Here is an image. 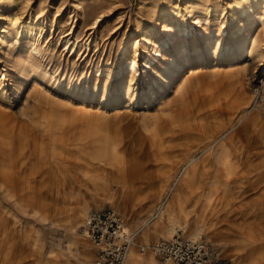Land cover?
Returning <instances> with one entry per match:
<instances>
[{
  "label": "bare ground",
  "instance_id": "1",
  "mask_svg": "<svg viewBox=\"0 0 264 264\" xmlns=\"http://www.w3.org/2000/svg\"><path fill=\"white\" fill-rule=\"evenodd\" d=\"M194 5L193 1L189 3V17L194 16L199 21L200 15L194 13ZM242 12V18L231 22L225 41L222 36L202 33L203 48L197 38L190 45L183 34L180 40L174 36L155 44V53L163 55V58L159 61V67L152 68L154 78H150L151 89L149 96H145L147 108L141 118L130 115L131 109L119 108L122 95L128 96L132 89L122 79L111 92L112 110L110 107L88 108L84 105L85 99L81 105L70 101L65 106L59 105L52 100L53 95L44 93L36 84L25 94L19 110L6 101H0V196L3 199L12 198L15 207L12 212L0 210V241L4 242L3 246L0 244V255L12 253L20 236L37 239L40 235L38 223L43 216L37 208V195L42 183L36 180V175L42 171L41 174L48 177L49 184L54 181L56 191L70 188L74 190L71 192L73 197L78 198L77 192L85 190L93 199L91 203L77 201L78 206L72 209L73 214L65 221L63 228L68 247L48 264H89L96 246L78 232L81 237L76 228L86 222L90 209L99 208L105 203L116 208L118 205L114 201L118 194L140 190L139 187L147 183L151 173L157 170L158 163H164L168 154L165 150L181 143L184 146L183 155L181 158L176 156L178 159L172 162L174 164L169 163L170 174L157 184V188L160 193L168 194V200L173 195L188 191L194 195V203L191 208H185L178 198V208H172L170 200L157 208L156 223L163 217L167 221L162 235L171 239L180 235L175 234L177 229H186L187 236L181 237L199 240L202 234L213 230L212 220L206 217L214 214V207L228 195V181L252 178L251 183L245 184L248 185L247 190H258V223L256 231L247 228L243 235L251 243L256 242L250 245L251 250L256 247L258 264H264V114L261 112L264 102L259 103L256 95L247 91L237 70H207L204 66L210 54L237 62L253 51L257 55L262 51L264 45L253 31V24L257 21L264 27V0H252ZM16 20L17 17L11 18L13 24H16ZM30 30L29 25L24 27V32ZM3 31L7 34L10 30L4 27ZM41 34L39 31L38 38ZM65 40L66 44L71 41L69 38ZM71 42L70 50L76 52V41ZM36 51L39 53V50ZM191 63L195 67L184 73ZM182 73L181 79L176 81ZM23 84L15 85V93ZM103 90L109 91V85ZM151 98L159 102L154 110H148ZM109 110L114 112L112 115L128 117L130 125L123 128L117 126L114 116L107 115L110 114ZM68 139L79 148H84L89 157L84 167H74L75 175H71L64 156L52 161L44 150L47 143H66ZM184 143L188 146L185 147ZM139 151L144 152L143 155L139 156ZM149 161L155 163L148 164ZM91 168L96 173L101 172L95 175ZM11 177L13 180L20 178V181H15L13 187L8 188ZM20 192L24 198L20 197ZM199 202H202V208L197 210L195 206ZM4 214L10 215L9 222ZM147 217L150 218L149 215L140 218L141 230L132 234L133 239L134 236L141 241L148 239V231L144 228L149 222ZM53 244L49 242L48 249L55 254ZM135 244L133 240L123 264H143L136 253ZM148 249L151 251L150 246ZM145 252L139 250L141 255ZM152 253H148L146 260L150 257L155 264ZM238 263L241 261L238 260ZM162 264L174 263L166 261Z\"/></svg>",
  "mask_w": 264,
  "mask_h": 264
},
{
  "label": "rangeland",
  "instance_id": "2",
  "mask_svg": "<svg viewBox=\"0 0 264 264\" xmlns=\"http://www.w3.org/2000/svg\"><path fill=\"white\" fill-rule=\"evenodd\" d=\"M191 1L195 3L194 13L200 15L199 21H196L194 16L189 17ZM251 1L0 0V81H2L0 101H6L15 110H19L25 94L33 84H36L44 93L53 95L52 100L59 105L65 106L69 101L81 105V101L85 99L84 105L88 108L94 110L110 107L112 110L111 92L118 87L122 79L127 81L132 89L128 96L122 95L119 108L131 109L130 115L141 118L147 108L145 96H149L148 92L151 89L150 78H154L152 68L159 67V61H162L163 58V55L155 53L154 48L170 37L176 36L180 40L181 34L188 39L190 45L194 38H197L202 48L204 47V41L201 39L202 33L222 36L225 41L230 33L231 22L233 19L243 17L242 10ZM12 17H17L16 24L11 22ZM26 25H29L31 30L24 32ZM4 27L9 28V33L6 34L3 31ZM39 31L42 34L38 38ZM253 31L264 45V27L260 22H254ZM67 38L76 41V52L70 50L73 45L71 41L66 44L65 39ZM36 50H39V53ZM204 66L207 70H237L247 91L256 95L259 103L264 102V98H261L264 96L262 92L264 47L258 55L253 51L238 59L237 62H231L215 53L210 54L207 64ZM191 67H195V64L191 63L186 66L187 69H184V73L187 74ZM184 73L179 75L176 81H179ZM21 82L24 84L15 93L17 89L15 85ZM107 84L109 91L104 92L103 88ZM85 93H87L86 97ZM149 103L151 104H149L148 110H154L159 104L153 98ZM261 112L264 114V106ZM109 113L107 115H112L114 112L110 111ZM102 115L100 110V116ZM112 116L120 128L130 125L128 117ZM182 145L176 143L167 148L169 150H165L168 154L164 163H158L157 170L151 173L147 183H143L139 187L140 190L124 195L118 194L114 201L118 206L115 208L109 205L122 214L125 230L130 226L128 231L131 234L140 232L142 216H150V218H146L149 222L145 225L146 227L144 226L148 231V239L141 241L135 236L133 239L136 242V253L140 256L143 264H146L148 253H152L148 247L153 242L166 239L162 235L167 227L166 218H161L157 223L156 221L158 209L165 205L168 194L160 193L157 184H160L161 180L170 174L169 163L176 161L178 159L176 156L181 158L183 155L184 146ZM184 145L188 146L185 143ZM44 150L49 160L58 161L64 158L65 162L69 163L71 175H75V166L84 167L89 161L86 150L74 145L71 139H68L66 143L61 141L47 143ZM59 151L61 153H58ZM143 153L139 151L138 155H143ZM150 162L151 164L155 163L153 161L147 163L150 164ZM91 172L97 175L101 171L96 173V170L92 169ZM41 173L42 171H39L36 175V180L42 183V188L37 195L39 197L37 208L43 216L38 223L40 237L32 239L20 236L16 242V249L12 253L0 255V264H48V261H54L55 255H60L62 250L68 247V243L64 240L63 228L65 221L73 214L72 209L78 206V202L91 203L93 200L90 193L85 190L77 192L78 198L73 197L74 194L71 193L73 189L70 188L56 191L54 181L49 184L48 177ZM10 179L8 188H12L15 181H20V178L13 180L11 177ZM251 180L252 178L228 181V195L214 207V214L210 213L206 217H210L212 220L213 230L202 234L198 239L208 243L211 251L210 256L216 264H237L238 260L241 261L238 264H258L256 247L251 250L250 246L256 242L251 243V240L243 235L247 228L248 230L257 229L258 223L257 202L260 196L257 189L249 188L247 190L248 185L245 184V182L251 183ZM19 194L24 198L21 192ZM193 196L188 191L180 192L171 196L168 201L172 208H178L180 203L176 199L179 198L182 200L183 207L191 208L194 203ZM198 204L199 207L195 206L197 210L202 208V202ZM102 206L91 209L98 211ZM107 206L105 205V207ZM1 209L2 211H14L13 199H3L0 196ZM91 209L89 213L92 212ZM227 209L232 211L227 213ZM4 217L8 222L10 221L9 214H4ZM81 224L76 228L77 233ZM187 232L186 229H177L175 234L186 237ZM49 242L54 243L55 254L49 252ZM88 242H90L89 239ZM0 244L3 246L4 242L0 241ZM90 244L94 245L91 242ZM139 244L147 247L146 252L142 255L139 253ZM154 261L162 264L156 259ZM98 262L96 246L94 257L89 264H98Z\"/></svg>",
  "mask_w": 264,
  "mask_h": 264
},
{
  "label": "built area",
  "instance_id": "3",
  "mask_svg": "<svg viewBox=\"0 0 264 264\" xmlns=\"http://www.w3.org/2000/svg\"><path fill=\"white\" fill-rule=\"evenodd\" d=\"M97 246L99 264H123L133 236L125 230L124 218L113 208L90 213L84 224L78 228ZM144 252L147 247L140 245ZM151 251L162 262L174 264H216L210 256L208 244L203 240H189L175 235L171 239H161L150 245Z\"/></svg>",
  "mask_w": 264,
  "mask_h": 264
},
{
  "label": "crops",
  "instance_id": "4",
  "mask_svg": "<svg viewBox=\"0 0 264 264\" xmlns=\"http://www.w3.org/2000/svg\"><path fill=\"white\" fill-rule=\"evenodd\" d=\"M105 205H108L107 207H105ZM107 208H111L110 206H109V204L108 203H105L102 207H101V209L100 210H98V211H101V210H105V209H107ZM92 212H95V211H92ZM91 212V213H92ZM154 243V242H153ZM152 243V244H153ZM138 246H140V244L138 245ZM151 259L152 258H147V260H145V263L146 264H150V263H152V264H154L152 261H151ZM154 259H156V260H158V261H160L161 262V260L158 258V256H156L155 254H154ZM155 264H158V263H155Z\"/></svg>",
  "mask_w": 264,
  "mask_h": 264
}]
</instances>
